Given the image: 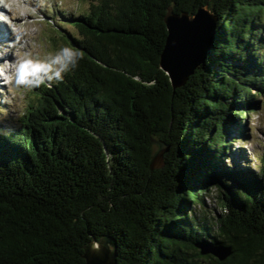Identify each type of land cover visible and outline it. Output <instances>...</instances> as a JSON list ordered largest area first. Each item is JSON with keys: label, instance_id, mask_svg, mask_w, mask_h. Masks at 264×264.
Listing matches in <instances>:
<instances>
[{"label": "trees", "instance_id": "obj_1", "mask_svg": "<svg viewBox=\"0 0 264 264\" xmlns=\"http://www.w3.org/2000/svg\"><path fill=\"white\" fill-rule=\"evenodd\" d=\"M205 4L217 42L174 90L160 67L165 15ZM72 20L56 31L62 75L40 78L0 130V264H85L105 235L118 264H264V158L257 172L231 158L264 107V0H87ZM214 186L225 200L212 216ZM201 242L232 253L203 255Z\"/></svg>", "mask_w": 264, "mask_h": 264}, {"label": "rangeland", "instance_id": "obj_2", "mask_svg": "<svg viewBox=\"0 0 264 264\" xmlns=\"http://www.w3.org/2000/svg\"><path fill=\"white\" fill-rule=\"evenodd\" d=\"M86 1L0 0V5L8 14L4 26L9 28L14 36L0 40V56H3L0 67L1 131L13 129L18 117L36 98L33 93L36 84L17 85L16 83L20 63L30 60L41 67V71L35 77H28L29 80L46 78L50 82L57 78L55 75L57 71L62 75L65 65L64 46L61 38L58 37L61 33L56 31L74 30L71 24L72 16ZM59 21H62L61 25L58 24ZM57 57H59L58 61ZM251 111L254 109L249 110L243 131L233 142L231 158L257 172L260 166H263L264 158V107H259L258 111L252 114ZM159 150L160 146L156 144L155 152ZM211 190L207 202L210 207L209 213L213 216V213L222 211L220 206L217 207V203L225 200V194L219 198L224 190L220 191L217 186L212 187Z\"/></svg>", "mask_w": 264, "mask_h": 264}, {"label": "water", "instance_id": "obj_3", "mask_svg": "<svg viewBox=\"0 0 264 264\" xmlns=\"http://www.w3.org/2000/svg\"><path fill=\"white\" fill-rule=\"evenodd\" d=\"M218 21L219 17L209 4L200 6L195 13H175L169 8L165 15L168 35L160 56V67L168 74L174 90L185 85L189 77L210 58L219 35ZM168 149L167 144L160 143L151 169L162 165L163 154ZM197 247L201 254H212L220 260L232 253L231 247L223 244L201 242ZM83 256L85 264H118L117 241L109 235L101 239L94 237L85 245Z\"/></svg>", "mask_w": 264, "mask_h": 264}, {"label": "clouds", "instance_id": "obj_4", "mask_svg": "<svg viewBox=\"0 0 264 264\" xmlns=\"http://www.w3.org/2000/svg\"><path fill=\"white\" fill-rule=\"evenodd\" d=\"M64 53L65 55H68L69 50L65 49ZM58 60H59V57H57V61ZM39 71H41V67L39 65L33 64L32 61L28 60V61L21 62L17 69V78H16L17 85H21L25 83L39 84L41 82L39 79H33V80L28 79L29 76L35 77ZM55 75L57 78H59L60 72L57 71Z\"/></svg>", "mask_w": 264, "mask_h": 264}, {"label": "bare ground", "instance_id": "obj_5", "mask_svg": "<svg viewBox=\"0 0 264 264\" xmlns=\"http://www.w3.org/2000/svg\"><path fill=\"white\" fill-rule=\"evenodd\" d=\"M4 26L3 24L1 23L0 21V40H7L8 38H11V34L9 32H5L4 31ZM3 59V56H0V67H2V60Z\"/></svg>", "mask_w": 264, "mask_h": 264}]
</instances>
